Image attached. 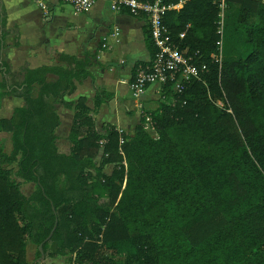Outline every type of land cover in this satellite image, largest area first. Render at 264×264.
Returning a JSON list of instances; mask_svg holds the SVG:
<instances>
[{
  "label": "trees",
  "instance_id": "trees-1",
  "mask_svg": "<svg viewBox=\"0 0 264 264\" xmlns=\"http://www.w3.org/2000/svg\"><path fill=\"white\" fill-rule=\"evenodd\" d=\"M219 10L189 0L167 13L181 52L208 64L207 84L192 80L179 93L170 81L129 132L108 124L100 133L86 98L65 100L95 55L61 53L63 65L28 69L11 89L0 82L1 98L25 102L0 119L12 143L10 153L0 148V264H31L29 242L48 264L39 246L56 221L43 248L67 264H264V0H227L221 66L209 56ZM6 21L0 4V52ZM144 41L143 65L156 54L146 28ZM111 97L98 91L95 110ZM58 105L75 111L69 154L57 146ZM21 181L35 184L30 196ZM121 243L133 251L122 254Z\"/></svg>",
  "mask_w": 264,
  "mask_h": 264
},
{
  "label": "crops",
  "instance_id": "crops-1",
  "mask_svg": "<svg viewBox=\"0 0 264 264\" xmlns=\"http://www.w3.org/2000/svg\"><path fill=\"white\" fill-rule=\"evenodd\" d=\"M41 2L0 0L7 17L6 30L9 31L0 52V82L6 79L8 89H11L24 79L28 69L63 65L58 61L61 53L78 58H84L86 54L91 57L95 55L88 68L91 76L77 83L76 91L66 96L65 100L75 102L81 97L86 98L87 105L93 110L91 115L95 122L96 118L102 116V129L108 124L122 130L128 128L132 122L124 119V113L136 116L140 113L141 105L145 108L144 102L140 104V100L132 97L130 82L137 69L147 65L142 64L148 60L144 41V28L148 30L146 22L131 16L127 10L114 11L108 0H100L87 14L75 13L65 0ZM67 5L70 6V14ZM98 15L103 17V21L96 20ZM140 51L142 60H139ZM2 63L6 64L9 71L7 76ZM98 91H105L112 97L95 110L94 100ZM145 97H150L154 102L161 98L153 89ZM121 102L123 109L120 110ZM24 104L21 97H0V119L11 118L14 110ZM57 107L60 118V125L55 131L57 146L60 153L69 154L71 146H68L67 152L60 149V143L68 139L75 111L64 105Z\"/></svg>",
  "mask_w": 264,
  "mask_h": 264
},
{
  "label": "built area",
  "instance_id": "built-area-1",
  "mask_svg": "<svg viewBox=\"0 0 264 264\" xmlns=\"http://www.w3.org/2000/svg\"><path fill=\"white\" fill-rule=\"evenodd\" d=\"M41 2L42 0H37ZM75 13L87 14L99 3L100 0H65ZM116 12L127 10L131 16L142 18L151 34L156 54L151 63L140 66L132 81L130 90L135 100H141L149 90H154L160 97L164 86L170 81H175L176 91L181 93L192 80L207 84L206 74L209 72L207 63H196L199 52L193 56H186L176 44L169 26L166 23V15L169 11L180 10L189 0H180L178 3H168L166 0H108ZM219 6L218 34L216 50L209 54L212 62L222 65L224 58L225 40V12L227 0H215ZM41 5L42 2H41ZM185 37V32L179 34V39ZM105 46V45H104ZM144 110L143 105L139 107ZM147 122L152 123L147 116ZM148 127V125H146ZM121 133L124 130L119 129ZM123 142V141H122Z\"/></svg>",
  "mask_w": 264,
  "mask_h": 264
},
{
  "label": "rangeland",
  "instance_id": "rangeland-1",
  "mask_svg": "<svg viewBox=\"0 0 264 264\" xmlns=\"http://www.w3.org/2000/svg\"><path fill=\"white\" fill-rule=\"evenodd\" d=\"M68 9H70L69 5H67V12H68V14H70V11H68ZM106 17L108 19H110L108 16H106ZM96 20L99 21V22L103 21V17L101 15H98L96 17ZM141 52L142 51L139 52V58H140L139 60H142V58H143ZM116 61L117 60H115L114 64L117 63ZM140 101H141L140 104H142L144 102L145 109L142 110V109L139 108V112L140 113L138 115L129 116V115L124 113V119H127L128 122L129 121L132 122V125H130L128 128H124V130L127 131V132L131 131L137 124H139L142 114H146L147 111H150L151 109L156 108V104H157L156 101L155 102L152 101L150 99V97H145V98L141 99ZM121 105H123L122 102L120 103V110L123 109V107ZM64 120H65V116H64ZM101 120H102V116H99L98 118H96V125L99 128L98 131L100 133L104 134V130L101 127ZM68 146H71L68 139L66 140V142L60 143V147H61L60 149L61 150L67 151ZM0 148H3V150L5 152H7V153H10L11 150H12V143H11L10 134L5 132V131H2V130H0ZM97 158H98V160H101V153L98 155ZM12 168H14V171H16L18 167H17L16 164H14V165H12ZM113 168H114L113 165H108V166L105 167V170H106L107 173H111ZM35 189H36L35 184L29 183V182H25V181H21V190L26 196H30L31 193ZM119 249H120V252L122 254H124V255L133 251V247L129 243H121V244H119ZM36 251H37V246L29 242L28 243V260H29V262L31 264L37 263V261H35V259H36ZM67 261H68V258L65 257V256H59V257H57L55 259L47 257L46 260H45V263H48V264H67Z\"/></svg>",
  "mask_w": 264,
  "mask_h": 264
},
{
  "label": "water",
  "instance_id": "water-1",
  "mask_svg": "<svg viewBox=\"0 0 264 264\" xmlns=\"http://www.w3.org/2000/svg\"><path fill=\"white\" fill-rule=\"evenodd\" d=\"M57 224H58V221H56L55 227H54V229L52 230L50 236L46 239V241H49V240L51 239V237L53 236L54 231H55L56 228H57ZM46 241H45V242H46ZM45 242H44V243H45ZM44 243H42V244L39 246V250H40V253H41V257H40V259H39L40 262H45V260H46V254H45V251H44V248H43ZM35 264H37V263H35Z\"/></svg>",
  "mask_w": 264,
  "mask_h": 264
}]
</instances>
